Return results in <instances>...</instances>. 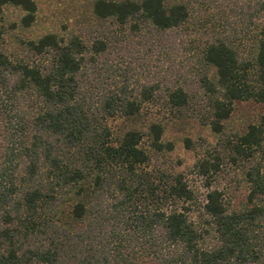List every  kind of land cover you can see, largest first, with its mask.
Here are the masks:
<instances>
[{
	"label": "trees",
	"instance_id": "obj_1",
	"mask_svg": "<svg viewBox=\"0 0 264 264\" xmlns=\"http://www.w3.org/2000/svg\"><path fill=\"white\" fill-rule=\"evenodd\" d=\"M7 4L25 11L23 26L34 20L33 0H0V12ZM93 13L115 29H97L91 50L76 35L46 34L27 44L36 60H15L1 50L0 33V264H264V123L249 125L237 144L247 158L263 154L246 173L248 199L258 203L228 212L210 191L209 220L199 226L180 206L192 199L180 174H162L157 186L139 172L148 160L139 131L111 141L106 119L137 114V98L152 99L160 87L101 89L98 77L117 76V69L98 58L131 38L182 28L187 5L96 0ZM201 63L215 69L217 86L199 75L214 97V131L233 102H264V26L251 61L217 38L203 47ZM165 94L176 107L190 95L183 85ZM149 134L161 148L163 127L152 123ZM154 195L157 204H141Z\"/></svg>",
	"mask_w": 264,
	"mask_h": 264
},
{
	"label": "rangeland",
	"instance_id": "obj_2",
	"mask_svg": "<svg viewBox=\"0 0 264 264\" xmlns=\"http://www.w3.org/2000/svg\"><path fill=\"white\" fill-rule=\"evenodd\" d=\"M95 1L33 0L36 11L29 26L21 24L25 15L23 9L4 5L0 12L1 50L11 59L36 60L27 44L46 34L64 38L76 35L91 50L92 41L100 37L97 29H115L114 25L94 15ZM262 1L164 0L166 6L187 5L189 16L182 28L131 38L115 46L117 48L111 46L98 58L99 65L106 62L113 70L117 69V76L98 77L101 89L126 87L138 92L143 85H159L154 98H137V114L130 117L116 114L107 118L106 124L114 145L128 130L142 134L139 146L148 160L140 166L139 172L155 185L161 184L162 174L182 176L192 192V199L180 206L185 207L188 219L198 226L209 220L204 205L210 191L220 193L228 212L247 210L258 203V200L250 202L248 199L250 184L246 173L252 165L262 162L263 154L256 150L247 158L238 152L237 144L249 125L264 123V102L252 98L233 102L229 116L220 120V131H214V97L201 88L199 75L205 73L217 86L214 67L201 63L203 47L217 38H224L241 61L253 59L256 39L264 26V13L260 10ZM91 54L88 51L86 55L90 57ZM182 77L187 78L188 85L182 82ZM176 85H183L190 93L187 104L181 107L168 103L165 94ZM152 123L163 127L161 148L152 143L149 134ZM140 202L155 205L157 195L142 198ZM68 211L65 207L64 216Z\"/></svg>",
	"mask_w": 264,
	"mask_h": 264
}]
</instances>
